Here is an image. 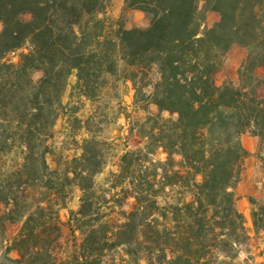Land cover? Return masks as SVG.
Listing matches in <instances>:
<instances>
[{
	"label": "trees",
	"instance_id": "trees-1",
	"mask_svg": "<svg viewBox=\"0 0 264 264\" xmlns=\"http://www.w3.org/2000/svg\"><path fill=\"white\" fill-rule=\"evenodd\" d=\"M124 7L150 15L149 27L114 32L108 0H0V228L25 221L14 241L21 260L13 263L43 257L41 245L26 247L48 236V218L56 249L59 212L77 190L79 209L67 225L78 244L67 264H236L250 240L234 194L249 157L242 139L264 142L255 77L264 69V0H206L203 11L197 0H124ZM208 13L219 16L212 28L205 27ZM234 47L245 53L239 87L219 88L216 76ZM18 52L14 64L10 56ZM121 66L136 94L156 73L147 102L158 115L147 120L144 148L122 156L102 193L96 178L106 161L96 139L78 144L64 173L49 170L46 143L55 112L70 119L78 113L63 104L68 80L76 79L71 101L94 103ZM34 73L42 75L36 84ZM159 152L164 162H156ZM181 186L186 193L177 192ZM30 189L36 202L26 196ZM27 203L37 205L35 215L24 213ZM252 206L258 237L264 205Z\"/></svg>",
	"mask_w": 264,
	"mask_h": 264
},
{
	"label": "rangeland",
	"instance_id": "rangeland-1",
	"mask_svg": "<svg viewBox=\"0 0 264 264\" xmlns=\"http://www.w3.org/2000/svg\"><path fill=\"white\" fill-rule=\"evenodd\" d=\"M110 9L106 15V19L110 23L114 32L117 30L131 31L134 29H146L151 23V16L145 13L128 11L124 7V0H108ZM206 0H197L199 9L204 10ZM219 22V16L214 13L206 14V28H212ZM22 52L10 56V60L17 64ZM245 53L240 48L234 47L225 61L223 69L216 76L215 83L219 88H223L227 83L235 87H239V76L244 65ZM125 67L120 68V78L110 80L107 89L102 93L97 102L89 103L85 100H70V95L76 85V79L72 76L65 89L63 104L75 106L78 112L75 119H70L63 112H55L58 116L52 137L47 141V146L52 149V155L49 159V170L59 168L62 173L67 171L69 163L73 157L77 155L78 144L83 140L96 139L101 144L102 156L106 161L104 172L96 178L97 188L100 192H107L111 187L112 178L110 174H117L118 164L122 156L126 154H134L144 148L145 141L141 136L146 129V123L149 117H155L158 112L155 108L148 105L147 97L152 92V84L158 77L156 73L148 75L142 85L139 86L140 94H136L131 85L122 81ZM256 80L259 83L257 89V99L264 101V69H260L255 74ZM32 81L36 84L42 79L40 73H34L31 76ZM120 80V81H119ZM74 112V111H73ZM167 118V116H164ZM76 119L80 124L76 123ZM87 122L89 129L83 130ZM89 122V123H88ZM27 126L30 123H25ZM242 144L248 152L249 157L243 163L242 175L239 183L234 187L236 197V209L245 218L246 229L250 240L240 247V255L236 264H264V232L261 236L256 237L252 224V213L256 207L252 206V202L257 205H264V142L247 134L242 139ZM156 162H164L165 156L161 152L155 158ZM177 192L186 193L188 188L181 186ZM30 189L26 192L32 196L35 195V202L38 194ZM177 194V193H176ZM30 197V196H29ZM80 193L73 190L72 198H70L65 208L60 210L59 216L61 225L60 239L54 250L50 244L55 240L53 230L49 226L48 219L44 222L43 229L48 230V236H45L42 241H32L27 245L28 250H33L34 246H42L44 249L43 257L32 261L33 264H67L70 256L75 251V246L78 241L74 239L67 223L70 212H77L79 209ZM182 199V197H178ZM30 198L27 199V202ZM24 213L35 215L36 206L32 203L23 205ZM44 209L46 205H43ZM124 211L130 212L133 207V201L124 203ZM5 210L0 207V214ZM50 211L47 209L45 214ZM25 221L19 224H8L4 228H0V264H14L13 262L20 261L21 256L14 248V241L18 238L24 227ZM37 225L29 226L36 229ZM26 249V250H27ZM53 252V253H51ZM23 253L26 254L25 249Z\"/></svg>",
	"mask_w": 264,
	"mask_h": 264
}]
</instances>
